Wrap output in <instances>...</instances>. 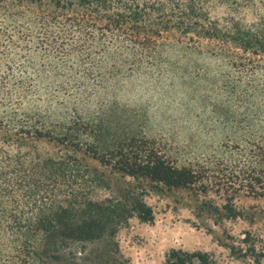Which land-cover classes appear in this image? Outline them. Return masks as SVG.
I'll list each match as a JSON object with an SVG mask.
<instances>
[{
	"label": "trees",
	"instance_id": "trees-1",
	"mask_svg": "<svg viewBox=\"0 0 264 264\" xmlns=\"http://www.w3.org/2000/svg\"><path fill=\"white\" fill-rule=\"evenodd\" d=\"M263 2L0 0V264H127L116 235L154 221L150 196L248 220L240 199L264 200V18L245 17ZM183 59L211 82L186 90L203 106L179 144L122 94L135 77L174 87ZM165 264L216 263L173 249Z\"/></svg>",
	"mask_w": 264,
	"mask_h": 264
},
{
	"label": "rangeland",
	"instance_id": "rangeland-1",
	"mask_svg": "<svg viewBox=\"0 0 264 264\" xmlns=\"http://www.w3.org/2000/svg\"><path fill=\"white\" fill-rule=\"evenodd\" d=\"M260 17L264 18V2L248 12L245 18L250 23ZM182 63V67L191 73L189 78L183 79L186 85H182L183 80L178 78L172 81L174 87H168L170 79L157 83L146 77H135L127 82L122 94L124 101L147 109L150 135L167 136L179 144L188 141L190 135L195 133L198 124L195 116L201 113L203 106L196 98L191 101L187 99L186 90L189 85H196L199 81L203 84L211 82L202 76H198L199 79L196 77L198 69H193V60L183 59ZM197 95L198 92L195 97ZM228 114L222 111L223 117ZM197 134L196 139L200 136ZM212 135L210 141L203 138L199 141L214 147L224 137L222 128L212 132ZM213 139L214 144L211 142ZM146 202L154 211V221L141 223L132 218L116 235L119 251L127 264H165L166 255L173 249L207 253L216 264H264V259L256 260L264 243V200L241 198L239 203L244 207L248 220L225 221L221 227L197 219L186 207L187 198L183 194L150 196ZM245 232H250L248 242H242ZM219 236L227 237V243L233 245L235 250L232 252L219 243ZM86 264L91 263L87 261Z\"/></svg>",
	"mask_w": 264,
	"mask_h": 264
}]
</instances>
